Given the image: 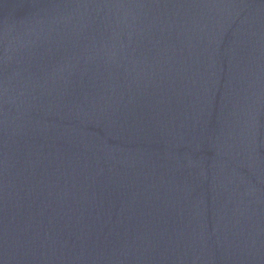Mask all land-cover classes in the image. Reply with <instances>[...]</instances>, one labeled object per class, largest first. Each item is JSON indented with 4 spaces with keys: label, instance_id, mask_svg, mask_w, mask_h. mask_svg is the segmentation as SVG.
Instances as JSON below:
<instances>
[{
    "label": "water",
    "instance_id": "water-1",
    "mask_svg": "<svg viewBox=\"0 0 264 264\" xmlns=\"http://www.w3.org/2000/svg\"><path fill=\"white\" fill-rule=\"evenodd\" d=\"M0 264H264V0H0Z\"/></svg>",
    "mask_w": 264,
    "mask_h": 264
}]
</instances>
